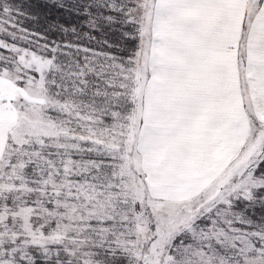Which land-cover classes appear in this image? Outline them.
Masks as SVG:
<instances>
[{"label":"snow or ice","instance_id":"6c2138e0","mask_svg":"<svg viewBox=\"0 0 264 264\" xmlns=\"http://www.w3.org/2000/svg\"><path fill=\"white\" fill-rule=\"evenodd\" d=\"M0 264H264V0H0Z\"/></svg>","mask_w":264,"mask_h":264}]
</instances>
